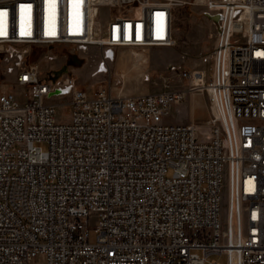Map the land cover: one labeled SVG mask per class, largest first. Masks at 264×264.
<instances>
[{"label": "built area", "instance_id": "1", "mask_svg": "<svg viewBox=\"0 0 264 264\" xmlns=\"http://www.w3.org/2000/svg\"><path fill=\"white\" fill-rule=\"evenodd\" d=\"M186 2L0 0V264H264V0H206L215 45L161 91L42 65L175 45ZM195 92L209 121L171 120Z\"/></svg>", "mask_w": 264, "mask_h": 264}, {"label": "rangeland", "instance_id": "2", "mask_svg": "<svg viewBox=\"0 0 264 264\" xmlns=\"http://www.w3.org/2000/svg\"><path fill=\"white\" fill-rule=\"evenodd\" d=\"M205 0H187L183 5L175 8L174 13V37L175 45L150 46L145 48H119L114 60L108 61L107 71H98L99 48H92L87 57L80 64H70L64 71V65L68 63L59 59L53 63L42 65L57 69V75L73 73L78 82L91 94L99 87L111 88L114 92L124 94H139L145 92L161 91L176 84L178 74L172 69L171 64L194 65L202 63L201 54L207 55L215 45L214 33L216 30L208 18L203 14ZM188 52L190 58L182 61L181 54ZM39 51H35L37 56ZM4 65V64H3ZM207 95L202 92L190 93L186 101L176 107L174 115L170 118L174 121H198L207 123L210 119ZM56 117L60 121L70 118L69 105L62 104L57 107ZM223 216L227 210V196L224 195ZM99 217L92 212L88 217L90 226L89 239L94 242L97 239L95 227ZM221 264H227L226 255H216ZM210 256L208 258H211ZM31 264H46L44 255H39Z\"/></svg>", "mask_w": 264, "mask_h": 264}, {"label": "water", "instance_id": "3", "mask_svg": "<svg viewBox=\"0 0 264 264\" xmlns=\"http://www.w3.org/2000/svg\"><path fill=\"white\" fill-rule=\"evenodd\" d=\"M74 61H69L68 63H66L65 65H64V71L68 68V66L70 65V64H80V63H82V59L80 58V57H78L77 55H74Z\"/></svg>", "mask_w": 264, "mask_h": 264}, {"label": "bare ground", "instance_id": "4", "mask_svg": "<svg viewBox=\"0 0 264 264\" xmlns=\"http://www.w3.org/2000/svg\"><path fill=\"white\" fill-rule=\"evenodd\" d=\"M201 1H202V0H201ZM205 1H206V0H205ZM176 7H177V6H176ZM174 13H175V11H174ZM172 30H173V37H174V16H173ZM174 41L176 42V38H175V37H174ZM107 70H108V68L102 65V67H101V69L99 70V72H101V71H107Z\"/></svg>", "mask_w": 264, "mask_h": 264}, {"label": "flooded vegetation", "instance_id": "5", "mask_svg": "<svg viewBox=\"0 0 264 264\" xmlns=\"http://www.w3.org/2000/svg\"><path fill=\"white\" fill-rule=\"evenodd\" d=\"M74 56H70L68 59H67V62H69V61H74Z\"/></svg>", "mask_w": 264, "mask_h": 264}]
</instances>
